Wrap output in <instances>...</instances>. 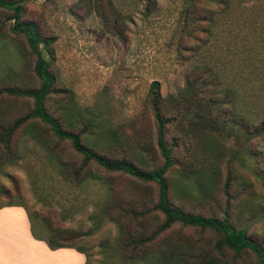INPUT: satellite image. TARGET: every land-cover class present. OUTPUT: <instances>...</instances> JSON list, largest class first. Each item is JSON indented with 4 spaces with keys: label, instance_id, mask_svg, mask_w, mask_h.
I'll list each match as a JSON object with an SVG mask.
<instances>
[{
    "label": "rangeland",
    "instance_id": "obj_1",
    "mask_svg": "<svg viewBox=\"0 0 264 264\" xmlns=\"http://www.w3.org/2000/svg\"><path fill=\"white\" fill-rule=\"evenodd\" d=\"M22 1V20L34 21L44 37H53L46 56L55 83L47 105L63 126L81 133L86 145L108 158H127L145 169L160 165L163 157L150 104L153 82H159L170 112L166 115L175 116L166 137L175 158L168 173L173 203L223 218L230 201L236 225L248 226L249 235L264 244V132L255 134L264 120V0L235 2L222 15L212 37L205 22L201 30L181 29L184 0H116L119 11L115 14L107 4L102 13L87 6L90 0ZM149 2L153 10L146 13ZM201 5L204 9L208 4ZM11 13L0 7V89L38 88L37 55L23 33L12 31ZM202 64L224 70L217 90L230 91L226 92L230 105L203 107L213 120L227 117L235 122L224 123L220 138L197 135L189 117L182 118V106L173 100L180 98L186 78ZM209 88L212 93L207 97L217 96L215 86ZM0 106V124L10 126L34 102L31 97L10 98L0 90ZM28 123H33L39 137L24 127L16 132L12 149L21 154V160L19 165L0 169V188H5L0 205L23 202L53 225L73 230L78 236L72 244L90 254L89 264H122L113 255L119 236L116 223L107 220L88 234L96 226L92 219L95 204L109 199L118 212L123 201H128L127 194L134 192L153 204L158 185L107 170L94 161L84 164L83 155L69 139H60L39 119ZM46 154H61L70 167L81 169L79 178L85 179L64 182ZM152 216L154 225L164 218L161 213ZM169 234L175 236V248L184 244L188 249L193 242L195 251L188 253L191 264H258L250 251L240 255L229 249L219 251L216 233L177 224ZM22 252L19 247V257L4 264H26ZM46 261L36 256L32 264Z\"/></svg>",
    "mask_w": 264,
    "mask_h": 264
},
{
    "label": "trees",
    "instance_id": "obj_2",
    "mask_svg": "<svg viewBox=\"0 0 264 264\" xmlns=\"http://www.w3.org/2000/svg\"><path fill=\"white\" fill-rule=\"evenodd\" d=\"M116 2V0H90L87 6L95 7L98 12L102 13L106 10L107 4L114 12L112 14H115L119 11ZM204 2H207L208 5L202 9L200 6ZM235 2L239 3V0H184L181 10V29L188 30L190 27L191 31L201 30L205 22V30H207L209 37H212L220 25L222 15L229 8H232ZM0 7L12 12L9 16L10 20H14L11 26L12 31L17 34L23 33L28 40L31 51L37 55L35 70L41 80L38 88L8 86L0 89L10 98L31 97L34 102L33 108L26 114L17 116L10 126L0 124V169L20 164L21 154H15V150L12 149L14 136L20 128L24 127L26 131L33 133L34 137H39V134H36L34 130L33 123H28L29 120L39 119L57 137L69 139L75 150L83 155L84 164L94 161L107 170L123 171L140 181L153 182L158 185V197L153 204L147 196L139 192L127 194L128 201H123L118 212L112 209L111 200L109 201V199L106 201L100 200L95 204L96 209L92 219L95 221L96 226L89 229L88 234L99 230L107 220L116 223L119 236L113 249V255L121 258L122 264H191L192 262L188 260V253H190L189 251H195L194 247L191 248L193 242L191 241L188 249L185 248L184 244L182 247L175 248V236L169 234V231L177 224L184 227H193L203 232L216 233L219 237L215 242V247L219 251L223 252L225 249H229L235 255L250 251L257 256L258 264H264V244L249 235L248 226L236 225L231 216L230 201H228L226 207L228 209L223 218L214 213L204 214L202 212L187 211L173 203L175 195H173L168 173L175 163V158L173 148L167 144L166 137L169 124L174 121L175 116L166 115L170 112L163 103L164 99L159 92V82H153L154 88L151 92L150 104L157 122V144L162 153L163 162L160 165L155 164L151 169H145L127 158H108L100 154L95 148L86 145L83 142L81 133L65 128L62 121L48 108L47 104L54 91L55 78L50 69L51 61L46 54L47 52L51 53L50 45L53 42V37H44L34 21L22 20L25 11L22 0H0ZM152 10L153 6L149 2L146 5V13H150ZM90 11H92L91 8ZM119 15L120 13L117 14L118 20L121 17ZM223 77L224 70L218 69L215 65L202 64L196 68L195 73L186 78L185 87L180 93V98L175 99L172 97L173 100L177 101L176 106H182L180 107L182 118L189 117L188 121L192 127L191 129L197 135L208 139L212 137L220 138L224 123H235L233 119L229 120L227 117L221 122L218 119L213 120L207 116V110L204 111L203 109L204 106L207 109L208 104L221 107L230 105L226 93L230 91H226L223 93L225 96H222V92L217 90V87L223 83ZM210 86H215L214 91L217 96L212 94L210 98L207 97L208 92L212 93ZM1 114H3V108L0 106ZM242 119L247 120L244 115H242ZM239 124L242 127V124ZM263 132L264 120H262L261 131H257L255 134L261 135ZM176 145H178L177 142ZM46 157L55 164L56 173L64 182L71 183L81 179L79 178L81 169L70 167L63 160L61 154H46ZM88 175H85V177H88ZM261 177L264 180V173ZM83 179L85 178H82L80 183ZM4 189L0 188V192L3 193ZM113 191L114 188L112 187V193ZM11 205L23 206L26 209L31 223V231L36 239L45 241L51 249L76 248L86 254L85 264H89L90 254L82 246L72 244L78 236L73 230L53 225L48 219L42 218L39 210H32L23 202L10 201L0 205V207ZM153 213L163 214V221L159 225H154Z\"/></svg>",
    "mask_w": 264,
    "mask_h": 264
},
{
    "label": "crops",
    "instance_id": "obj_3",
    "mask_svg": "<svg viewBox=\"0 0 264 264\" xmlns=\"http://www.w3.org/2000/svg\"><path fill=\"white\" fill-rule=\"evenodd\" d=\"M19 247L23 251L22 260L25 259L26 264H32L36 256L47 259L48 262L62 261L63 264H85L87 260L86 254L76 248L51 249L45 241L36 239L31 231L29 216L23 206L0 207V264H4V260L10 258L17 259Z\"/></svg>",
    "mask_w": 264,
    "mask_h": 264
},
{
    "label": "bare ground",
    "instance_id": "obj_4",
    "mask_svg": "<svg viewBox=\"0 0 264 264\" xmlns=\"http://www.w3.org/2000/svg\"><path fill=\"white\" fill-rule=\"evenodd\" d=\"M46 263H47V264H60L59 261H58V262H55V261H49V262H48V261H47Z\"/></svg>",
    "mask_w": 264,
    "mask_h": 264
}]
</instances>
